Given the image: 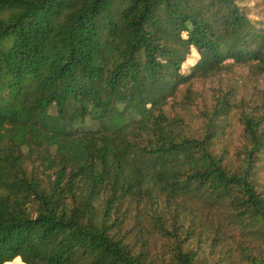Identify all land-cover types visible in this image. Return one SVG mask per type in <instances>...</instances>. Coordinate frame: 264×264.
Listing matches in <instances>:
<instances>
[{
  "label": "trees",
  "instance_id": "obj_1",
  "mask_svg": "<svg viewBox=\"0 0 264 264\" xmlns=\"http://www.w3.org/2000/svg\"><path fill=\"white\" fill-rule=\"evenodd\" d=\"M252 12L248 0H0V139L11 128L30 148L0 155V264H264V242L224 251L223 228L198 211L227 198L243 226L264 228V93L239 105L237 160L213 150L235 108L228 94L198 136L161 111L227 61L264 73ZM180 158L164 186L146 181L150 162ZM156 235L171 248L152 255Z\"/></svg>",
  "mask_w": 264,
  "mask_h": 264
},
{
  "label": "rangeland",
  "instance_id": "obj_2",
  "mask_svg": "<svg viewBox=\"0 0 264 264\" xmlns=\"http://www.w3.org/2000/svg\"><path fill=\"white\" fill-rule=\"evenodd\" d=\"M253 18L258 19L259 23L264 26V7L263 1L260 0V6L257 10V0H248ZM200 56L197 51L193 50L188 56L183 73L191 75L192 68L199 61ZM209 75V76H207ZM206 76L192 77L189 82L182 84L174 97L161 106V111L171 119L175 124L177 120L184 121V129L188 130V135H201L206 129V117L208 113L213 111L217 102V98L222 95H229L235 108L225 117L224 121L218 120L217 125L224 127L226 131L225 143L217 144L213 150L216 154L229 152L234 159H238L236 153L243 147L244 144V126L241 122L239 105L242 101L246 104L261 103L262 94L264 93V73L259 71L254 66L234 65L233 62L227 61L220 71L209 72ZM53 113V111H52ZM7 139H0V155L5 151L13 152L9 145H14V154L20 156L30 154V148L27 144L19 140L16 131L9 128L5 131ZM49 150L46 143L40 146V151ZM53 149V148H52ZM54 151V150H53ZM32 158L26 157L24 163L31 170ZM185 162L184 158L170 161L150 162L146 169V181L148 183H156L158 186H164L171 174L180 168ZM50 171L47 175H43V171L39 176L43 181L47 180ZM260 182L264 184V175L261 176ZM9 190L2 186L0 187V196L6 195ZM207 196V195H206ZM162 198H166L162 196ZM198 198V197H197ZM199 203L198 211L206 217L205 222L207 227L212 229L216 226H221L225 232L224 251L230 247L235 250L238 246H255L264 242V232L260 224L250 223L249 226H243L239 220L233 216V211L230 208V201L227 198H209L207 196ZM165 200V199H163ZM31 214L35 215L36 203L32 202L29 205ZM132 219L129 218L126 228H130ZM128 226V227H127ZM171 243L165 237L156 235L151 240L150 253L152 255L170 249ZM11 264H24L21 260H17ZM235 264H248L247 261L241 259L235 261Z\"/></svg>",
  "mask_w": 264,
  "mask_h": 264
}]
</instances>
